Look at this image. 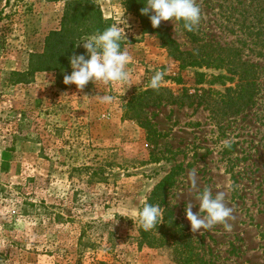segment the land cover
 Instances as JSON below:
<instances>
[{"label": "rangeland", "instance_id": "rangeland-1", "mask_svg": "<svg viewBox=\"0 0 264 264\" xmlns=\"http://www.w3.org/2000/svg\"><path fill=\"white\" fill-rule=\"evenodd\" d=\"M66 1L0 0V264H179L171 249H138L135 240V212L172 169L168 205L204 259L264 264V0H196L201 18L193 33L238 49L256 66L255 101L220 124L202 108H148L156 145L124 117L131 95L148 88L157 71L182 78L181 85L163 78L160 87L174 94L196 89L197 73L222 72L180 70L154 35L142 34L124 0H93L125 31L130 80L89 82L82 91L54 72L16 82L13 73L27 72L30 55L42 53L58 29ZM161 24L182 50L193 47L178 23ZM84 53L80 45L76 55ZM103 95L113 102L96 98ZM204 189L224 194L230 231H191L184 208L191 203L198 212Z\"/></svg>", "mask_w": 264, "mask_h": 264}, {"label": "trees", "instance_id": "trees-1", "mask_svg": "<svg viewBox=\"0 0 264 264\" xmlns=\"http://www.w3.org/2000/svg\"><path fill=\"white\" fill-rule=\"evenodd\" d=\"M146 2L147 0H124L123 3L126 10L139 20L142 34L154 35L180 70L193 68L222 72L217 75L197 73L194 80L197 88L193 91L183 87L180 93L174 94L165 87L156 90L148 87L133 93L124 107V117L135 121L146 130L149 145L157 144L158 134L146 118L145 111L148 108L166 105L202 108L208 112L212 122L220 124L226 118L240 115L254 104L258 79L254 64L245 61L238 49L204 42L193 31H185L183 24L178 23L183 34L193 45L190 50H182L165 26L160 24L159 27L152 28L149 19L151 13L141 14ZM1 14L0 12V17ZM109 26L110 22L103 18L100 8L93 0L66 1L58 29L49 32L45 37L42 53L30 55L27 72L13 73L20 77L16 82H22L21 78L40 72H54L58 77L70 74L69 57L76 55L79 46L88 37L101 33ZM124 45L125 43L121 41V50ZM164 79L171 80L177 85L182 84L180 76ZM215 84L223 86V90L213 89L212 86ZM176 175L177 172L172 169L151 191L147 202L162 206V223L150 231H144L139 226L135 239L136 246L138 249L167 247L175 254L179 264H213L204 259L203 254L197 250L196 244L174 218L173 210L168 205V190L173 186ZM56 219L65 218L56 215ZM97 264L106 263L99 261Z\"/></svg>", "mask_w": 264, "mask_h": 264}, {"label": "clouds", "instance_id": "clouds-1", "mask_svg": "<svg viewBox=\"0 0 264 264\" xmlns=\"http://www.w3.org/2000/svg\"><path fill=\"white\" fill-rule=\"evenodd\" d=\"M149 13H151L150 23L154 29L159 27L162 21L171 20L182 23L185 31L192 32L201 18L196 0H147L146 5L141 9V14ZM122 39H125V31L119 24L111 25L101 33L88 37L82 43L85 53L69 57L71 73L64 75L63 83L74 85L77 91H82L89 82L95 85L128 82L130 73L127 71V65L130 57L126 51L121 50ZM164 75L165 73L157 71L148 86L154 90L159 89ZM96 98L105 104L112 103L114 99L111 95ZM189 176L193 178L192 186L195 187V170H192ZM198 199V212L192 211L191 203L184 208L186 220L193 233L212 229L216 225H223L226 230H231V225L227 221L233 210L224 203L223 193L213 195L209 189H204ZM135 215L142 230L150 231L162 223L163 208L146 200Z\"/></svg>", "mask_w": 264, "mask_h": 264}]
</instances>
